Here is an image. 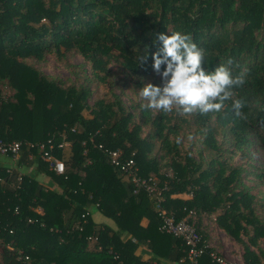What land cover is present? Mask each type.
Segmentation results:
<instances>
[{"label":"trees","instance_id":"trees-1","mask_svg":"<svg viewBox=\"0 0 264 264\" xmlns=\"http://www.w3.org/2000/svg\"><path fill=\"white\" fill-rule=\"evenodd\" d=\"M172 31L190 34L205 50L207 71L229 60L233 74L248 70L233 98L247 101L246 120L235 117L231 101L218 114L190 115L202 134V152L210 156L206 162L180 151L178 129L185 119L175 118V111L137 105L136 115L116 96L89 107L88 87H64L27 63L74 51L102 82L111 62L133 77L154 75L156 35ZM259 31L264 33V0H0V139L23 143L18 165L30 170L7 173L9 159L0 157V264H185L181 242L158 231L152 200L143 191L132 193L98 145L121 151L141 177L165 185L162 206L177 220L189 210L215 215L217 228L243 247L244 263L260 264L264 220L257 212L264 203L243 186L242 167L222 156L227 148L244 155L247 146L264 142ZM147 50L145 70L137 57ZM49 138L55 147L63 139L70 144L53 153L65 165L60 175L38 147L25 145ZM18 173L23 178L15 189ZM254 176L264 184V169ZM94 212L108 224L97 223ZM199 264L213 263L204 255Z\"/></svg>","mask_w":264,"mask_h":264},{"label":"rangeland","instance_id":"rangeland-1","mask_svg":"<svg viewBox=\"0 0 264 264\" xmlns=\"http://www.w3.org/2000/svg\"><path fill=\"white\" fill-rule=\"evenodd\" d=\"M257 39L261 44L260 54L264 58V33L257 32ZM27 63L33 65L47 78L58 81L64 87H88L90 95L88 97V105L92 107L98 99L111 101L116 96L123 103L124 107L130 110L135 107L136 115H138L137 105L144 103L139 97L138 92L145 83L151 82L160 84V78L155 75L133 77L125 73L115 62L108 65V73L105 75V82L93 77L90 64L83 57L74 51L65 53L63 57H58L54 53L47 54L41 61L34 59L27 60ZM103 75V74H101ZM4 96H10L11 91L7 87H2ZM85 116H89V111L83 112ZM184 118L185 122L179 123L178 141L179 149L183 153H190L191 157L198 160L202 157L204 162L210 158L209 154L203 151L202 134L196 131V126L192 122L190 115L175 114V118ZM221 142V138H218ZM224 147H229L224 146ZM225 151L222 156L230 157V163L235 166L242 167L243 178L242 184L248 191L256 196L260 203H264V184L260 179L254 176L260 169H264V142L258 140L247 146L244 155L231 151L230 148ZM158 146L153 150V155L157 154ZM2 161H0L1 163ZM164 161L161 163L163 164ZM9 166L18 170L22 174L30 173L28 168L23 165L19 166L18 162L7 163ZM161 171H165L162 167ZM169 173V172H168ZM259 217L264 220V208L258 209ZM215 215L196 216L197 225L201 234L206 235V240L217 250L223 252L228 258L236 259L243 257V247L235 242L231 237L226 235L222 230L217 228L213 219ZM199 221V222H198ZM92 246V244H90ZM260 248L264 251V240L259 242ZM264 264V258L261 263Z\"/></svg>","mask_w":264,"mask_h":264},{"label":"clouds","instance_id":"clouds-1","mask_svg":"<svg viewBox=\"0 0 264 264\" xmlns=\"http://www.w3.org/2000/svg\"><path fill=\"white\" fill-rule=\"evenodd\" d=\"M168 33V32H167ZM159 47L150 55L151 70L160 78V84L145 83L138 97L144 101V110L161 111L178 115L198 114L207 116L218 114L226 102L231 101L235 117L247 119L243 109L247 105L244 98L233 99L235 89L245 85L247 68L233 74L232 61L207 71L204 65L205 50L193 42L190 34L181 31L164 32L156 35ZM149 60V50L139 55V67H145ZM223 264V261H218Z\"/></svg>","mask_w":264,"mask_h":264},{"label":"built area","instance_id":"built-area-1","mask_svg":"<svg viewBox=\"0 0 264 264\" xmlns=\"http://www.w3.org/2000/svg\"><path fill=\"white\" fill-rule=\"evenodd\" d=\"M25 145L30 148L38 147L42 153L41 158L50 163L51 169L55 174L60 175L64 173L65 165L63 160L55 157L53 153L55 149L68 148L70 145L68 141L63 139L56 147L52 138H49L44 143H28ZM22 146L23 143L19 141L5 142L0 139V157H7L13 163L18 162ZM97 148L104 153L111 166L125 175L134 195L143 191L152 200L154 209L160 219L158 231L179 240L182 244L184 257L180 260L181 263L199 264L200 258L207 255L213 264H218V261H223V264H245L243 257L230 259L223 252L215 249L207 240H203L201 231L197 225L195 211L189 210L179 220L176 219L173 213H168L162 206L164 203L163 192L167 187L165 185L160 186L152 177H141L138 167L132 158L125 159L121 151L108 150L102 145H98ZM12 170L14 168L11 166L6 168L7 173H11ZM22 178L23 175L18 173L16 176L17 184H11L12 188L18 189ZM213 219L215 221V217ZM29 222L31 223L30 220ZM80 226V224H76L74 228L81 230Z\"/></svg>","mask_w":264,"mask_h":264},{"label":"crops","instance_id":"crops-1","mask_svg":"<svg viewBox=\"0 0 264 264\" xmlns=\"http://www.w3.org/2000/svg\"><path fill=\"white\" fill-rule=\"evenodd\" d=\"M38 212H41V210H38ZM92 217H93V219L97 222V223H107L108 224V222L103 218V217H101V216H99V214L98 213H93L92 214ZM146 220H143V224L145 225L146 224ZM142 251L144 252L145 250H144V248L142 249Z\"/></svg>","mask_w":264,"mask_h":264}]
</instances>
